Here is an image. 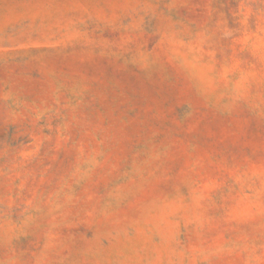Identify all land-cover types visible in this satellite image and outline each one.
Here are the masks:
<instances>
[{"label":"rangeland","instance_id":"1","mask_svg":"<svg viewBox=\"0 0 264 264\" xmlns=\"http://www.w3.org/2000/svg\"><path fill=\"white\" fill-rule=\"evenodd\" d=\"M0 264H264V0H0Z\"/></svg>","mask_w":264,"mask_h":264}]
</instances>
